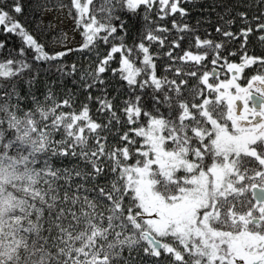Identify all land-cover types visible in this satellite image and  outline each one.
<instances>
[{
	"label": "snow or ice",
	"instance_id": "obj_1",
	"mask_svg": "<svg viewBox=\"0 0 264 264\" xmlns=\"http://www.w3.org/2000/svg\"><path fill=\"white\" fill-rule=\"evenodd\" d=\"M25 3L0 0V264H264V0Z\"/></svg>",
	"mask_w": 264,
	"mask_h": 264
},
{
	"label": "trees",
	"instance_id": "obj_2",
	"mask_svg": "<svg viewBox=\"0 0 264 264\" xmlns=\"http://www.w3.org/2000/svg\"><path fill=\"white\" fill-rule=\"evenodd\" d=\"M33 4H34V0H26L25 3V13H27L26 17H22L26 20V22L29 24L30 27H36V22L33 19H28V17H31L33 15L38 16L39 13L38 12H34L33 11ZM44 19V18H43ZM45 23L47 24L48 21H46L44 19ZM39 31V29H37ZM42 34V33H41ZM0 38H4V34L2 33V31H0ZM8 41H9V45L10 46H14L17 42H18V37L15 34H8L7 36ZM255 45L257 51H259L261 44L258 40L255 39V37H250V44ZM2 51H6L5 49H0V52ZM77 58L79 59V56H77ZM235 58V57H233Z\"/></svg>",
	"mask_w": 264,
	"mask_h": 264
},
{
	"label": "rangeland",
	"instance_id": "obj_3",
	"mask_svg": "<svg viewBox=\"0 0 264 264\" xmlns=\"http://www.w3.org/2000/svg\"><path fill=\"white\" fill-rule=\"evenodd\" d=\"M54 16L56 17V19H53ZM43 18L46 21L52 22V23H56L57 21H59L61 27L64 29H67L72 23L71 18L67 17L66 15L60 16L57 13H46ZM77 39H79L78 36H77Z\"/></svg>",
	"mask_w": 264,
	"mask_h": 264
},
{
	"label": "flooded vegetation",
	"instance_id": "obj_4",
	"mask_svg": "<svg viewBox=\"0 0 264 264\" xmlns=\"http://www.w3.org/2000/svg\"><path fill=\"white\" fill-rule=\"evenodd\" d=\"M253 71H255L254 68H252V67L248 68V74H251ZM242 82H246V80H242Z\"/></svg>",
	"mask_w": 264,
	"mask_h": 264
}]
</instances>
